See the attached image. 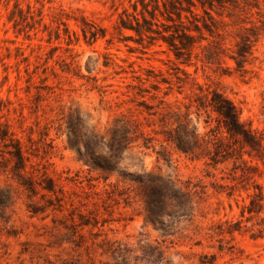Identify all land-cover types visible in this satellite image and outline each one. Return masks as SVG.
Segmentation results:
<instances>
[{
  "label": "rangeland",
  "instance_id": "1",
  "mask_svg": "<svg viewBox=\"0 0 264 264\" xmlns=\"http://www.w3.org/2000/svg\"><path fill=\"white\" fill-rule=\"evenodd\" d=\"M134 1L0 0V264H264V157L198 107L221 92L264 144V0L211 9L213 62L118 31Z\"/></svg>",
  "mask_w": 264,
  "mask_h": 264
},
{
  "label": "trees",
  "instance_id": "2",
  "mask_svg": "<svg viewBox=\"0 0 264 264\" xmlns=\"http://www.w3.org/2000/svg\"><path fill=\"white\" fill-rule=\"evenodd\" d=\"M235 1L135 0L131 3L132 10L125 8L119 14L116 27L120 32L133 31L137 38L132 35L128 37L139 43L144 39H148L150 44L162 40L176 58L184 57L185 61L191 57L196 47H200L206 51L203 61L213 62V58L220 53L218 37L223 36L225 21L215 17L211 9ZM86 24L80 27L86 42L105 36L106 30L102 27L94 23L89 26ZM249 31L239 35V39L235 41V51L229 55L234 59L237 70L245 69L248 57L253 53L256 36L260 33L254 27L249 28ZM74 33L76 34L75 31ZM199 100V108L216 113L220 127L229 138L242 144L249 155L260 159L264 157L262 138L241 120L239 110L232 100L219 91H213L211 95L206 94V99ZM6 134L7 131L2 128L0 136L4 138ZM193 141L197 144V136H194ZM187 150L190 149H185Z\"/></svg>",
  "mask_w": 264,
  "mask_h": 264
}]
</instances>
